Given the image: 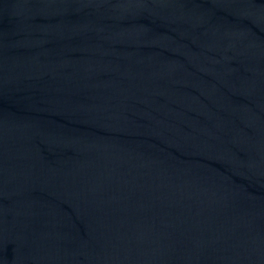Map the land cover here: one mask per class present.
I'll use <instances>...</instances> for the list:
<instances>
[{
    "label": "water",
    "instance_id": "1",
    "mask_svg": "<svg viewBox=\"0 0 264 264\" xmlns=\"http://www.w3.org/2000/svg\"><path fill=\"white\" fill-rule=\"evenodd\" d=\"M0 264H264V0H0Z\"/></svg>",
    "mask_w": 264,
    "mask_h": 264
}]
</instances>
